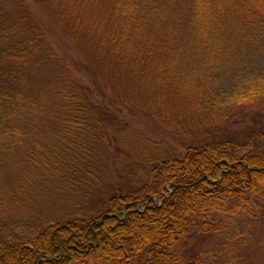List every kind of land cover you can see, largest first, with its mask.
Returning <instances> with one entry per match:
<instances>
[{
    "label": "trees",
    "instance_id": "16d2710c",
    "mask_svg": "<svg viewBox=\"0 0 264 264\" xmlns=\"http://www.w3.org/2000/svg\"><path fill=\"white\" fill-rule=\"evenodd\" d=\"M35 1L92 84L71 78L38 22L8 29L0 3V177L14 174L0 182V264H209L173 247L264 222V0ZM114 108L193 143L177 154ZM248 110L257 127L229 133ZM110 159L130 192L97 197ZM43 192L45 212L33 207Z\"/></svg>",
    "mask_w": 264,
    "mask_h": 264
},
{
    "label": "rangeland",
    "instance_id": "374dc122",
    "mask_svg": "<svg viewBox=\"0 0 264 264\" xmlns=\"http://www.w3.org/2000/svg\"><path fill=\"white\" fill-rule=\"evenodd\" d=\"M16 1V2H15ZM0 0L6 12V22L8 29L26 26L27 19L34 20L42 27L46 39L50 46L56 51L57 55L63 59L71 78L91 85L90 77L82 73L78 68L81 55L77 49L66 39L59 26L48 16L46 10L35 0ZM19 5V6H18ZM108 95L112 96L109 91ZM113 113L119 121L129 125L140 135L152 140L153 142H165L173 146L177 154L183 155L186 149L193 143L191 138L181 134L174 126L158 121L144 112H124L119 108H114ZM259 114L251 110L244 111L234 116L227 125V131L236 134L239 138H245L248 132L255 129V118ZM117 127V126H116ZM121 128L108 129L107 135L112 138V145L119 147L115 140L125 139L127 133L123 134ZM120 149L122 147L120 146ZM118 164V163H117ZM112 159L107 163L103 171V188L98 191L97 197L106 198L110 192L115 190L122 193L130 192L127 190V180L130 176L122 169H117V165ZM2 170L0 182L5 186L13 184L14 175L11 166ZM11 172V173H10ZM18 175V174H17ZM43 184V182H40ZM46 192L40 194L38 200L33 203L34 209L42 208L43 212L50 209L48 202L50 194ZM52 193V192H51ZM35 196V195H34ZM43 197V198H42ZM53 199V198H52ZM16 217L26 218L28 213L19 208L14 211ZM2 218L0 217V223ZM1 233V230H0ZM3 233H1L2 235ZM237 234V237H235ZM232 235V236H231ZM2 238V237H0ZM173 250L180 255L184 261L193 259L196 256L207 253L209 264H231L232 258L236 256L234 264H264V222H257L255 225L238 221L235 227L230 228L228 234L219 235L216 233H200L193 230L185 236Z\"/></svg>",
    "mask_w": 264,
    "mask_h": 264
}]
</instances>
